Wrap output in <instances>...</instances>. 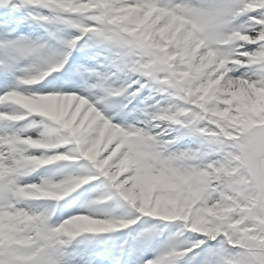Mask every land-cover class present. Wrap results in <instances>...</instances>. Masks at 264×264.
Returning a JSON list of instances; mask_svg holds the SVG:
<instances>
[{"label": "snow or ice", "instance_id": "obj_1", "mask_svg": "<svg viewBox=\"0 0 264 264\" xmlns=\"http://www.w3.org/2000/svg\"><path fill=\"white\" fill-rule=\"evenodd\" d=\"M0 264H264V0H0Z\"/></svg>", "mask_w": 264, "mask_h": 264}]
</instances>
